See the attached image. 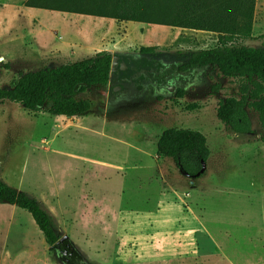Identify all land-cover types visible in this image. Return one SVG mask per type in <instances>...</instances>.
Segmentation results:
<instances>
[{"label": "rangeland", "instance_id": "obj_1", "mask_svg": "<svg viewBox=\"0 0 264 264\" xmlns=\"http://www.w3.org/2000/svg\"><path fill=\"white\" fill-rule=\"evenodd\" d=\"M25 1L0 0V87L99 48L100 39L79 27L94 33L103 22L32 11ZM132 23L120 24L126 34L114 31L115 38L102 43L119 41V52H138L148 41H141ZM145 27L161 33L145 46L169 55L186 56L216 42L207 31ZM246 43L264 45V0H256L253 38ZM242 82L207 68L160 79L157 90L150 85L142 93L117 94L113 86L119 84L111 83L79 94L92 107L74 119L5 100L0 178L39 199L62 236L93 264H264V230L258 227L264 226V194L252 188L264 184V142L258 134L241 140L217 116L219 101L239 97ZM247 110L259 133L258 113ZM167 128H191L207 137L211 153L201 177L159 157L158 139ZM0 264H61L31 214L9 203H0Z\"/></svg>", "mask_w": 264, "mask_h": 264}, {"label": "trees", "instance_id": "obj_2", "mask_svg": "<svg viewBox=\"0 0 264 264\" xmlns=\"http://www.w3.org/2000/svg\"><path fill=\"white\" fill-rule=\"evenodd\" d=\"M23 5L218 33L216 46L186 56H169V63L165 64L154 55L158 52L157 46H141L138 52L119 56L142 57L141 62L150 76L159 80L207 68L215 69L223 78L243 79L241 95L221 99L217 116L241 140L251 142L258 134L264 142V45L256 47L246 43L253 38L256 0H26ZM113 56L112 52L102 50L73 62L23 73L10 87H0V104L10 100L35 112L47 109L54 115L85 114L92 102L79 94L109 85L118 69L116 66L112 72ZM177 93L179 97L185 95L182 90ZM247 108L258 113L259 133L252 128ZM210 153L207 137L191 128H167L157 143L159 157L172 158L191 178L204 174ZM0 203L28 211L50 245L62 236L56 218L39 199L2 178Z\"/></svg>", "mask_w": 264, "mask_h": 264}, {"label": "flooded vegetation", "instance_id": "obj_3", "mask_svg": "<svg viewBox=\"0 0 264 264\" xmlns=\"http://www.w3.org/2000/svg\"><path fill=\"white\" fill-rule=\"evenodd\" d=\"M157 51L158 52L154 55H158L159 62L164 64L169 63V59L167 57L172 55L166 54L164 51ZM141 60L142 57L135 58L132 56H120L119 64L117 65V72L114 73L112 81L109 83L119 84L117 86H113V90L117 91V94L126 91L142 93V90L144 92V90H146L145 88H148L150 85L154 86L155 90L160 87V84L158 83L159 80L150 76L151 74H149L150 72L147 71V69L142 68L144 65L141 63ZM137 68H142L139 69L142 73L138 71ZM169 89L171 90L173 87H169ZM59 239L51 245V249L58 255L61 264H93L79 254L78 249L69 240V238L63 241H60Z\"/></svg>", "mask_w": 264, "mask_h": 264}, {"label": "crops", "instance_id": "obj_4", "mask_svg": "<svg viewBox=\"0 0 264 264\" xmlns=\"http://www.w3.org/2000/svg\"><path fill=\"white\" fill-rule=\"evenodd\" d=\"M27 7V6H26ZM30 10H37V9H40V8H36V7H29ZM80 16H83V18H89V19H93V21H99V22H103V24L101 25V29H97L94 33H91L86 25H83L81 24L80 25V31H85L89 36L90 34L93 35L94 39L96 40V38H99L100 40H96L95 42L98 43L97 45L99 46L98 49L94 50L93 52L96 53V52H99V51H102V50H108L112 53H115L117 52L116 54H127L129 53L128 51H121L119 52L118 49H121V46H120V42L119 41H116V42H104L102 43V40L101 39H107V38H115L112 35V33L115 31L118 32V34H126L127 30V26H124L122 29H120V24H125L126 22H133L132 24L136 25L137 26V30L140 31V37L143 38L141 41L144 40V36L146 37L145 40H147L148 42H144L143 44H141L139 46V48L141 46H145V45H149V44H154V43H149L151 42L150 40H157L158 37H161V33L160 34H157L155 32H152L150 30V28H146L145 25H151L153 27V25L155 26H165V25H156V24H149V23H143V22H137V21H118L116 19H113V18H108V17H98V16H94V15H84V14H81ZM36 19V18H34ZM35 21V20H34ZM135 22V23H134ZM41 25L39 24V21L37 20V27L39 28ZM34 22H33V27H32V30L34 31ZM170 27V26H169ZM182 29V28H181ZM121 30V33H119ZM188 30H192V29H188ZM103 31V32H102ZM143 31V32H142ZM209 32V31H207ZM210 38H213L216 42L211 44L210 48L211 47H214L216 46V43H217V40H218V33L216 32H212L210 31ZM157 35V36H155ZM152 40V41H153ZM106 48V49H105ZM90 49V48H88ZM94 53H91L90 55H93ZM65 118H71V119H74V116H64ZM223 177H226V176H223ZM211 179V178H210ZM213 179V178H212ZM261 181V180H260ZM239 183V182H238ZM233 187H235L234 185H232ZM251 186H252V183H251ZM237 188L241 189L242 191H249V189H254L255 192H258V193H261V194H264V184L263 182L260 183V184H254L252 186V188H249L248 186L246 185H240V186H236ZM254 192V193H255ZM260 227V229L263 231L264 230V226H258ZM261 239V245L260 247L261 248H264V236L262 235L260 237Z\"/></svg>", "mask_w": 264, "mask_h": 264}, {"label": "water", "instance_id": "obj_5", "mask_svg": "<svg viewBox=\"0 0 264 264\" xmlns=\"http://www.w3.org/2000/svg\"><path fill=\"white\" fill-rule=\"evenodd\" d=\"M119 58H120V56L118 54H114L113 59H112V72L115 70L116 66L119 64ZM171 90H173V89H171ZM67 238H68L67 235H63L60 237L59 240L63 241Z\"/></svg>", "mask_w": 264, "mask_h": 264}]
</instances>
